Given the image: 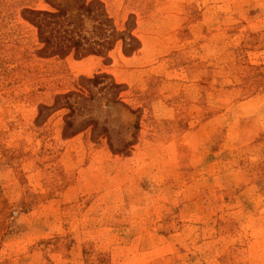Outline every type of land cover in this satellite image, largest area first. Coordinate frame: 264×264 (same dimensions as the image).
<instances>
[{"label": "rangeland", "instance_id": "1", "mask_svg": "<svg viewBox=\"0 0 264 264\" xmlns=\"http://www.w3.org/2000/svg\"><path fill=\"white\" fill-rule=\"evenodd\" d=\"M81 1L0 0V264H264V0H95L134 51L41 52Z\"/></svg>", "mask_w": 264, "mask_h": 264}, {"label": "trees", "instance_id": "2", "mask_svg": "<svg viewBox=\"0 0 264 264\" xmlns=\"http://www.w3.org/2000/svg\"><path fill=\"white\" fill-rule=\"evenodd\" d=\"M27 14L30 16L31 22L36 28L37 38L42 44L41 52L49 56H66L68 54L74 58L89 55L102 56L117 41L120 42L123 53L134 51L137 46V41L129 34L124 33L126 25H124V31H116L101 4L95 0L88 3L81 1L76 16L71 19L63 11H29ZM83 19L94 23L89 30L83 29ZM108 87L118 88L112 83ZM79 98L82 99L81 96Z\"/></svg>", "mask_w": 264, "mask_h": 264}]
</instances>
